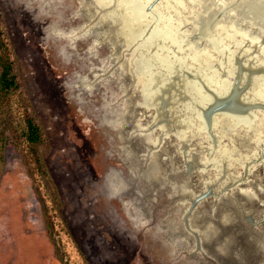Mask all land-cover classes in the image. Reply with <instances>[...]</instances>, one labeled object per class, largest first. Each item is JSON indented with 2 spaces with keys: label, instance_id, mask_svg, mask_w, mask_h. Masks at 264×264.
<instances>
[{
  "label": "rangeland",
  "instance_id": "1",
  "mask_svg": "<svg viewBox=\"0 0 264 264\" xmlns=\"http://www.w3.org/2000/svg\"><path fill=\"white\" fill-rule=\"evenodd\" d=\"M247 2L0 0L18 84L0 264H264V17Z\"/></svg>",
  "mask_w": 264,
  "mask_h": 264
},
{
  "label": "trees",
  "instance_id": "2",
  "mask_svg": "<svg viewBox=\"0 0 264 264\" xmlns=\"http://www.w3.org/2000/svg\"><path fill=\"white\" fill-rule=\"evenodd\" d=\"M17 85L12 69V61L0 28V108L6 103L8 93L17 88ZM25 127V139L31 144L38 143L41 138L40 128L29 116L25 118Z\"/></svg>",
  "mask_w": 264,
  "mask_h": 264
},
{
  "label": "bare ground",
  "instance_id": "3",
  "mask_svg": "<svg viewBox=\"0 0 264 264\" xmlns=\"http://www.w3.org/2000/svg\"><path fill=\"white\" fill-rule=\"evenodd\" d=\"M99 2H105V0H98V3ZM240 3H243V2H241L240 1ZM248 4V6H250L251 7V9H252V11H253V13H254V15L256 16V17H258L259 15H262L263 17H264V0H248V2H247ZM260 19H262L261 17H259ZM264 21V20H263ZM121 23H122V25H123V27H124V25H125V22L124 21H120ZM123 27H121V29L123 28ZM149 51V50H148ZM145 55V54H144ZM150 56H152L151 54H150ZM159 57V56H158ZM144 58V57H143ZM142 59V58H141ZM143 61V60H142ZM138 63V62H137ZM140 63V62H139ZM145 63H147V62H145ZM158 63V62H157ZM154 64V63H153ZM139 66V65H138ZM157 66V65H156ZM140 67H141V65H140ZM143 67V66H142ZM144 67H145V65H144ZM138 68V67H137ZM136 68V69H137ZM141 70H142V68H141ZM144 70V69H143ZM145 70H146V68H145ZM151 70V69H150ZM136 73H138V72H136ZM150 73V72H149ZM148 73V74H149ZM146 74H147V72H146ZM149 76H151V75H149ZM149 79H150V77H148ZM170 78V77H169ZM168 78V79H169ZM151 80H152V78H151ZM149 81V80H148ZM161 84V83H160ZM145 85V84H144ZM150 85V84H149ZM151 86V85H150ZM149 86V87H150ZM152 87V86H151ZM191 88H193V86L191 87ZM158 89V88H157ZM181 90H182V88H180ZM143 90V89H142ZM195 91H196V89H195ZM151 92H153V91H151ZM196 93H198V92H196ZM189 94V93H188ZM153 96V95H152ZM151 99V98H150ZM146 101V100H145ZM171 104V103H170ZM187 104V103H186ZM215 104V103H214ZM185 106V105H184ZM188 106V105H187ZM166 107H168V106H166ZM189 107V106H188ZM193 108V107H192ZM174 109V108H173ZM183 110H184V108H183ZM165 112V111H164ZM166 115H168V114H166ZM176 115H177V113H176ZM176 118V117H175ZM181 119H182V117H181ZM173 121V120H172ZM179 121H181L179 124H181V125H183V129H185L186 128V125L184 124V122H183V120H179ZM186 121V120H185ZM188 122V121H187ZM187 124V123H186ZM220 127H222L221 125H220ZM217 129V128H216ZM147 140H149V141H152L149 137H147ZM214 142V141H213ZM149 143H151V142H149ZM213 144V143H212ZM219 150V149H218ZM223 153H224V151H223ZM231 153V152H230ZM211 156V155H210ZM230 157V156H229ZM219 158V157H218ZM222 159V158H221ZM225 159H227V158H225ZM224 164V163H223ZM222 165V164H221ZM228 166V165H227ZM223 168V167H222ZM204 180V179H203ZM204 183V182H203ZM180 184V183H179ZM178 184V186H180ZM175 187H176V185H175ZM183 187V186H182ZM172 188V187H171ZM178 188H180V187H178ZM189 190V189H188ZM175 191H176V189H175ZM174 191V193H170L169 195H168V197L169 198H172V197H170V196H175V195H179L178 193H177V191L175 192ZM179 191H180V189H179ZM181 191H182V189H181ZM180 191V192H181ZM190 191H191V189H190ZM242 191V193H244L245 195L247 194V193H249L248 191H246V190H244V189H242L241 190ZM169 192H171V190L169 191ZM184 195V194H183ZM185 196H186V201H188L189 200V198H190V195H189V193H186L185 194ZM181 197V196H180ZM196 198H197V196H195ZM179 198V197H178ZM192 200V199H191ZM191 209V206L190 207H188V211H185V213L186 212H189V210ZM27 210V209H26ZM184 213V218H185V220H186V222H187V214H185ZM189 231V230H188ZM191 232H193V233H195V231L194 230H192ZM199 242H197V243H194L193 244V247H195V249L193 250V251H196L197 249H199ZM192 250V249H191Z\"/></svg>",
  "mask_w": 264,
  "mask_h": 264
},
{
  "label": "water",
  "instance_id": "4",
  "mask_svg": "<svg viewBox=\"0 0 264 264\" xmlns=\"http://www.w3.org/2000/svg\"><path fill=\"white\" fill-rule=\"evenodd\" d=\"M185 84H187V86L189 85H196L195 86V88L197 87V85H200L199 83H197V82H195V81H193V80H189V79H187V80H185ZM195 83H197V84H195ZM207 87V84L205 83V82H203V90H204V92H205V88ZM187 95H188V93H186ZM184 95V101L186 100V99H191L190 98V96L188 95ZM206 95L204 94V97H203V99H202V101H204V100H206V97H205ZM196 105H198V104H200L199 102L198 103H196V102H194ZM222 104H224V101H222ZM198 107V106H197ZM221 107H223L222 105H221V102H218V103H216L215 105H213V106H211L210 107V109L208 110V112L206 111V115H207V117L209 118V120L212 118V116H213V114L216 112H222V108Z\"/></svg>",
  "mask_w": 264,
  "mask_h": 264
}]
</instances>
